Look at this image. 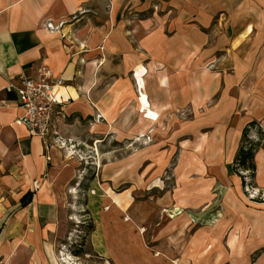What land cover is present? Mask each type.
Instances as JSON below:
<instances>
[{"label": "crops", "instance_id": "0c3cea01", "mask_svg": "<svg viewBox=\"0 0 264 264\" xmlns=\"http://www.w3.org/2000/svg\"><path fill=\"white\" fill-rule=\"evenodd\" d=\"M110 3L108 0H0V216L16 209L17 205L9 203L10 197H17L24 211L21 202L28 194L33 196L31 207L35 211L54 212L67 203L66 190L76 176L77 157L82 152L79 147L76 153L69 149L48 150L42 139L31 137L24 126L16 123L24 112L17 94L8 93L6 88L20 76L37 78L40 68L49 69L56 79L64 80L58 88L64 116L57 119V130L67 142L84 147V141L99 143L110 137L118 142L132 141L140 132L161 124L178 125L176 131L180 134L187 133L188 126L198 132L213 130V135L206 138V146L203 141L197 147L201 150L196 153L197 159L204 166H197L203 187L183 189L187 184L185 177L172 201L176 209L198 211L212 204L215 195L208 189L216 185L225 187L229 176L228 172L226 176H211L208 171L222 164L232 167L247 125L251 122L264 125V77L259 82H251L252 78L224 81L214 78L206 82L204 62L198 58L205 43L202 33L187 28L181 18L170 26L155 19L117 23L124 0H113L110 22L107 11ZM92 13L97 19L85 25ZM75 18L82 21L79 26ZM49 20L54 24L71 20L63 27V33L77 32L84 41L89 37L90 50L85 52L76 44L69 49L67 45L72 40L65 41L60 33L45 28ZM240 80L245 81L242 89L237 87ZM249 84L255 87L250 88ZM217 94L218 102L208 107ZM140 95L147 99L146 104ZM186 109L194 118L189 122L181 119ZM153 115H158L160 121H155ZM96 116L104 123L90 126L88 122ZM229 128L230 152L225 154ZM255 162V181L264 190V151L256 155ZM115 164L121 166L124 162L117 160ZM119 166L112 172L115 179L120 174L122 177ZM35 183L40 184L39 190L35 191ZM228 193L222 197L234 196ZM117 197L113 200L115 208L123 209V200ZM165 203L161 202L160 206L165 207ZM135 212L131 214L133 220L138 219L133 215ZM114 219L115 226L111 223ZM102 220L100 230L106 245L111 241L109 236L131 229L129 224L122 223L120 215L105 213ZM102 246L99 242L96 248L99 253L106 250ZM262 262L264 257L258 264Z\"/></svg>", "mask_w": 264, "mask_h": 264}, {"label": "rangeland", "instance_id": "374dc122", "mask_svg": "<svg viewBox=\"0 0 264 264\" xmlns=\"http://www.w3.org/2000/svg\"><path fill=\"white\" fill-rule=\"evenodd\" d=\"M108 1L111 22L113 0ZM92 16L85 25L94 23L97 16ZM179 18L187 28L204 35L198 58L204 62L206 82L214 78H252L255 82L264 77V0H124L117 23L155 19L170 26ZM74 22L79 26L82 21L75 18ZM71 34H61L65 41L72 40L69 49L76 44L85 52L90 50L89 37L84 41L77 32ZM241 80L237 87L242 89L245 81ZM217 102L218 94L208 107ZM156 119L160 121L158 115ZM181 119L189 122L194 118L186 109ZM94 123L104 122L96 116L88 122L90 126ZM256 124L247 137H241L239 150L246 140L260 144L254 157L257 169L256 155L264 151V125ZM177 127L161 124L140 132L132 141L118 142L113 137L99 143L84 141V147L79 145L82 152L77 157L76 176L66 190L68 201L54 212L35 211L31 194L24 211L18 198L10 197L9 203L17 207L0 216V242H5L0 245V264H258L264 257V190L255 181L256 170L214 166L208 175L226 176L228 172L229 184L208 189L213 190L215 200L207 207L182 210V215L170 218L169 213L174 217L176 210L174 195L185 177L183 189L203 187L197 166H204L197 159L196 153L201 151L197 147L203 141L206 146V138L214 133L188 126L187 133L180 134ZM230 132L231 128L225 136V154L230 152ZM117 160L124 164H115ZM118 166L123 173L115 179L112 172ZM34 188L39 190L40 184L35 183ZM228 192L234 196L222 197ZM116 196L123 200V209L115 208ZM163 201L165 207L160 206ZM100 212L120 215L131 229L109 236V246L104 244L100 230L104 214ZM133 212L138 219H132ZM99 242L104 253L96 249Z\"/></svg>", "mask_w": 264, "mask_h": 264}, {"label": "built area", "instance_id": "2783aa9c", "mask_svg": "<svg viewBox=\"0 0 264 264\" xmlns=\"http://www.w3.org/2000/svg\"><path fill=\"white\" fill-rule=\"evenodd\" d=\"M71 20L58 24L49 20L44 26L51 33L63 34V27ZM63 84L64 80L56 79L51 70L40 68L37 78L20 76L9 83L6 91L17 94L24 113L16 123L24 126L31 137L42 139L48 150L57 148L66 152L69 149L76 153L79 145L67 142L57 130V119L64 116L58 91Z\"/></svg>", "mask_w": 264, "mask_h": 264}, {"label": "trees", "instance_id": "16d2710c", "mask_svg": "<svg viewBox=\"0 0 264 264\" xmlns=\"http://www.w3.org/2000/svg\"><path fill=\"white\" fill-rule=\"evenodd\" d=\"M256 126H258L256 124V122H251L250 124H248L247 127L244 129L243 137H247L248 133L250 132V128L256 127ZM246 142L247 143H245L241 147V149L239 150V152L235 158L234 167L237 168V170H238V167L239 168L241 167L244 170H249L251 172H255L256 167H255V163H254V157H255V153H256V148L260 144L259 143L253 144L250 141L248 142V140H246ZM29 201H31L30 194L26 195L22 199V202H21L22 206L25 207Z\"/></svg>", "mask_w": 264, "mask_h": 264}, {"label": "bare ground", "instance_id": "6f19581e", "mask_svg": "<svg viewBox=\"0 0 264 264\" xmlns=\"http://www.w3.org/2000/svg\"><path fill=\"white\" fill-rule=\"evenodd\" d=\"M195 8H196V6H195ZM212 8H213V6H212ZM141 97H142V96H141ZM142 98H143V102H144V104H146V103H147V99H146L144 96H143ZM153 119H154V120H157L156 117H155L154 115H153ZM182 213H183L182 210H180V209H176V210L174 211V217H173V214H172L171 212H170L169 214H170V218H171V219H174V218H176L177 216L182 215ZM175 215H176V217H175ZM127 220H128V219H126V221H127ZM185 221H186V220H185ZM171 231H172V230H171ZM194 246H195V245H194ZM214 250H215V248H214ZM214 250H213V251H214ZM206 251H207V250H206ZM213 251H212V252H213ZM65 260H69V259L67 258V259H65ZM195 260H197V259H195ZM199 261H200V260H199ZM194 262H195V261H194Z\"/></svg>", "mask_w": 264, "mask_h": 264}]
</instances>
